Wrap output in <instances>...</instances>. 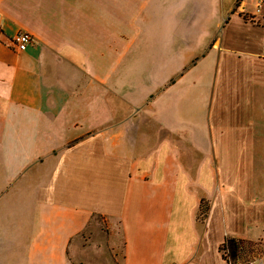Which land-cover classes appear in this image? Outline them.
<instances>
[{
	"label": "crops",
	"instance_id": "crops-1",
	"mask_svg": "<svg viewBox=\"0 0 264 264\" xmlns=\"http://www.w3.org/2000/svg\"><path fill=\"white\" fill-rule=\"evenodd\" d=\"M255 177L264 0H0V264H229Z\"/></svg>",
	"mask_w": 264,
	"mask_h": 264
},
{
	"label": "rangeland",
	"instance_id": "rangeland-1",
	"mask_svg": "<svg viewBox=\"0 0 264 264\" xmlns=\"http://www.w3.org/2000/svg\"><path fill=\"white\" fill-rule=\"evenodd\" d=\"M178 4H183L184 9H187L190 5L188 3H184L183 1L177 2ZM218 5L214 2L213 4V13L218 12ZM143 43V41H142ZM137 49L138 47H134L132 54L131 55H136L137 54ZM132 50V49H131ZM147 55H153L154 52L153 50L150 51V48L148 51H146ZM235 178V176H234ZM256 182H258V189H256V195L259 198H264V178H258L255 177ZM235 184V182H234ZM236 203L230 204V208L236 210ZM249 211V210H248ZM230 213V212H229ZM228 220V219H227ZM200 222V220L198 219ZM104 224V223H103ZM103 227H106L105 224L102 225ZM250 228V233L253 234L255 232V227L254 226H248V229ZM101 251V250H100ZM224 250H222L223 252ZM118 252V251H117ZM80 253V252H79ZM227 253V252H226ZM121 254V253H120ZM120 254L118 257H120ZM83 255H88V256H93L96 255L97 257V263H99V259L102 258L100 253H96V251L91 250L89 251H83L81 253V256ZM227 259L229 260L230 264H264V240L259 239V240H245L243 244V249H241L238 252V256L234 259L231 255L226 254ZM108 264H112V262H108Z\"/></svg>",
	"mask_w": 264,
	"mask_h": 264
},
{
	"label": "trees",
	"instance_id": "trees-1",
	"mask_svg": "<svg viewBox=\"0 0 264 264\" xmlns=\"http://www.w3.org/2000/svg\"><path fill=\"white\" fill-rule=\"evenodd\" d=\"M209 205L206 203L201 204V208L199 210V220L205 219L207 216ZM245 240H241L240 238L235 237H229L225 239V242L221 245V250H224L222 252V255L224 256V259L228 261L229 260L226 257V254L231 255L234 259L238 256V252L243 249V244ZM227 252V253H226Z\"/></svg>",
	"mask_w": 264,
	"mask_h": 264
},
{
	"label": "built area",
	"instance_id": "built-area-1",
	"mask_svg": "<svg viewBox=\"0 0 264 264\" xmlns=\"http://www.w3.org/2000/svg\"><path fill=\"white\" fill-rule=\"evenodd\" d=\"M31 39L32 35L29 32L20 31L15 34L11 42L17 50L21 51L27 49Z\"/></svg>",
	"mask_w": 264,
	"mask_h": 264
}]
</instances>
